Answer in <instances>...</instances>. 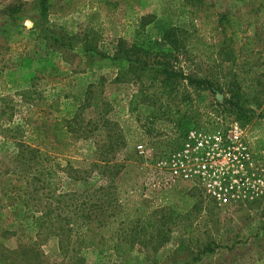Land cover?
Returning a JSON list of instances; mask_svg holds the SVG:
<instances>
[{
  "label": "rangeland",
  "instance_id": "obj_1",
  "mask_svg": "<svg viewBox=\"0 0 264 264\" xmlns=\"http://www.w3.org/2000/svg\"><path fill=\"white\" fill-rule=\"evenodd\" d=\"M40 1L0 0V264H264V33L250 22V15L262 10V0H203L206 11L228 16L236 41L226 42L210 35L211 26H201L200 0H46L44 10ZM94 11L99 15L92 21ZM168 33L173 43L167 42ZM118 37L128 47H141L134 54L139 61L112 57ZM239 49L247 56H230ZM157 61H167L184 76L207 79L213 89L178 76L161 81L147 68ZM27 89L25 97L21 92ZM93 100L97 109L89 105ZM85 101L88 105L80 107ZM25 103L33 109V123L25 121ZM103 107L125 127L131 152L150 168L136 190H129L131 173L117 179L120 208L144 223L161 214L167 221L168 209L180 210L168 223L166 242L156 249L136 245L118 255L113 225L119 220L87 232L102 237L94 245L75 241L81 231L72 222L73 205L102 197L96 190L104 179H80L81 170L67 168L66 153L48 154L55 169L53 193L18 195V177L24 174L18 152L41 147L40 124L57 122L60 129L53 130L60 139L74 115L83 126L100 127ZM148 107L153 110L145 112ZM177 124L216 140L209 147L196 144L207 164L200 175L170 181L158 162L183 146L187 131L179 133ZM91 146L76 158H98ZM124 153L120 145L115 155ZM170 191L191 199L178 202ZM206 245L212 250L202 253Z\"/></svg>",
  "mask_w": 264,
  "mask_h": 264
},
{
  "label": "trees",
  "instance_id": "obj_2",
  "mask_svg": "<svg viewBox=\"0 0 264 264\" xmlns=\"http://www.w3.org/2000/svg\"><path fill=\"white\" fill-rule=\"evenodd\" d=\"M45 1L46 0L40 1L42 10L45 8ZM96 2L98 4H105L108 0H96ZM199 2L200 5H198V10L202 13L199 16V18L202 19L201 26H211L209 31L210 35H217L218 38H221V42H226L227 40L236 41V39L233 38V31L231 30L228 16L224 14H217L212 11H206L207 9L204 7V5H206L205 2L203 0H200ZM188 3L189 0L186 4ZM115 4H117V1L116 3L109 2L107 7H109V9L113 8L115 7ZM189 6H191V4H189ZM260 12H262V14H259ZM260 12L250 15L252 17V21L250 22L251 24L258 26L260 33H264V19H261V16H264V0H262V10ZM98 15L99 11H94L92 13V21H94V18ZM242 22H245V20L242 19ZM165 37L167 38V42L170 41L173 43V40H175L170 37L169 33L165 35ZM137 48H135L134 45L128 47L125 44V41L118 37L116 40V48L112 57L123 58L127 61L132 60L133 62L139 61V57H134V54H138V51L141 50V47ZM229 52H231V57L234 54V56L244 55L246 57L248 54L247 51H243V49H239L238 53H232V50ZM147 68L151 69L156 74L161 75V81L174 80V78L178 76L180 78L188 79L189 83H197L199 88H202V85L206 84L208 87L213 89V85L210 84L209 80H196L193 77L184 76L182 73L170 69L167 61H157L151 63ZM29 92V89H27L22 91L21 94L28 97ZM233 96L236 95L232 94V97ZM87 98H89V94H86V100ZM201 99V97H198V102ZM94 100L89 105H92L93 109H97L98 104ZM135 100L136 97H132L129 102L131 108L130 111L133 110L131 105L135 102ZM85 105H88L87 101L83 102L80 107H85ZM25 106L27 109V117H25V121L27 123H33L34 121L32 122L31 119L32 113L34 114L33 109L29 103H25ZM234 106L239 108L240 116L241 114H244L241 107H237L235 104ZM103 110L105 112V116L102 118L100 127L95 123H88L83 126L79 121H77L76 115H74L72 119L64 125L65 133L60 139H57L53 130L60 129V127L56 125L57 122H52L49 125H46L45 122L43 124L41 123L42 125L40 124L39 127H41L44 131L42 132L43 137L39 142L41 147L38 146L37 148H29L28 146H25V148H21V152H18V167H20V170L24 173L22 178L18 177V195L29 199V195H31L32 192H37L40 189H46L47 192L53 193L55 187V169L49 164L51 161L49 153L62 156L66 153L65 159L67 168L75 173H79L81 170L78 175L80 179L84 180L91 176H96L98 179H104L103 183L98 185L96 190V192L103 191L102 197H96L97 195H94L96 199H93V203L91 204L81 203V205H73V214L75 218L72 222L75 228L81 231V233L76 234L78 237H76L75 241L78 242L79 245H94L102 237H98L96 235L90 237L86 233L90 231H99L100 228L103 230V227H110V225L114 224L116 220H119L116 225H113L117 227L115 229L117 232H115L116 238L114 239V249L118 255H126L129 251H132L136 245L142 246L145 249H156L158 246H161L166 242V232H168L169 226L168 223H172V220H174L180 210L172 208L168 209V216L166 218L167 221L164 220V216L161 214V216L156 218L154 221L149 220L148 223H144L140 215L138 218L130 219L129 212L125 210V207L120 208L118 203L119 197H117L116 194L118 193L117 187H119V181L123 177L121 175L131 173L133 180L129 190H136L137 187H135V184L138 182V178H142V176H144L150 168L145 165V162L136 154V151L134 153L131 152V137L128 138L125 136V127H119L115 121H112L114 117L111 111L106 110L104 107ZM103 110L101 109V111ZM152 110L153 107H148L145 112H151ZM237 121L243 122V119L239 117ZM88 125L90 127H88ZM102 128L105 130V133H102ZM176 128L177 131L183 135L184 132L191 127L189 125L185 126L177 124ZM136 134L137 136L141 135V133L139 134L135 131V135ZM88 143L92 144L91 148H94V152H98V158L93 160L87 158H76V155H78L81 149ZM120 145L125 147L126 152L121 157L115 155V152ZM74 163L76 166H74ZM82 172L83 175L81 174ZM34 174H38V177L34 178ZM29 175L33 176L31 181L29 180ZM41 176L42 179L40 178ZM34 181L40 182V184L37 188L33 187L32 190L29 191L26 187L29 184H33ZM143 184L145 185L142 180L140 186L143 187ZM85 191L86 195H88L87 190ZM121 191L125 196L129 194V191L126 188ZM170 192L178 202H186L191 199V196L186 193L180 191ZM74 195L75 194H72L71 197H69L70 200L75 199ZM33 199H36L35 195H33ZM25 206H28L27 203ZM118 208L120 209L118 210ZM105 210H109L110 215L104 219H99L98 215L105 212ZM115 210L116 212H114ZM211 250L212 248L206 245L203 247L201 252L203 253Z\"/></svg>",
  "mask_w": 264,
  "mask_h": 264
},
{
  "label": "built area",
  "instance_id": "obj_3",
  "mask_svg": "<svg viewBox=\"0 0 264 264\" xmlns=\"http://www.w3.org/2000/svg\"><path fill=\"white\" fill-rule=\"evenodd\" d=\"M197 130L187 131V136L183 141V146L180 150L169 153L163 157L158 164L167 171L170 181L184 180L196 178L200 173L204 171L207 164L204 160V155L198 153L196 144L201 146L202 144L209 147L213 140L205 137L206 134ZM220 139V137L215 136ZM234 147V145H233ZM138 151L142 150V145H136ZM212 149V148H211ZM208 155L212 154L211 150L207 151ZM207 157V156H206Z\"/></svg>",
  "mask_w": 264,
  "mask_h": 264
}]
</instances>
